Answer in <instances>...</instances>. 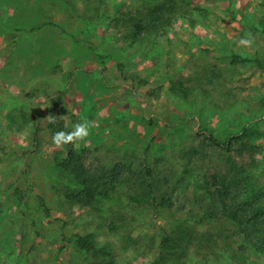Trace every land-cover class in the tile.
<instances>
[{
  "label": "rangeland",
  "instance_id": "obj_1",
  "mask_svg": "<svg viewBox=\"0 0 264 264\" xmlns=\"http://www.w3.org/2000/svg\"><path fill=\"white\" fill-rule=\"evenodd\" d=\"M75 1L79 17L60 0H0V264L93 262L73 240L60 246L76 233H91L101 259L111 253L121 264L151 262L165 233L183 249L230 235L218 192L252 160L256 193L247 196L264 203V0H187L210 10L194 28L177 24L143 45L107 15L164 0ZM43 21L58 26L12 42L15 24ZM246 33L250 48L239 44ZM172 81L203 92L185 100ZM48 116L71 131L91 121L78 149L106 165L149 167L151 203L130 201L124 181L97 209L67 204L78 186L56 163L66 146L54 149ZM231 133L238 139L226 146L210 137Z\"/></svg>",
  "mask_w": 264,
  "mask_h": 264
},
{
  "label": "trees",
  "instance_id": "obj_2",
  "mask_svg": "<svg viewBox=\"0 0 264 264\" xmlns=\"http://www.w3.org/2000/svg\"><path fill=\"white\" fill-rule=\"evenodd\" d=\"M60 1L70 7L73 16H80L75 0ZM209 10L203 2L164 0L144 10L129 9L116 15H107V19L114 22L117 29L125 32L130 44L143 45L153 38L166 35L177 24L188 23L189 27L194 28L197 20ZM46 25L58 26L53 21H43L32 26L15 24L11 33L12 42L17 43L21 34L35 33ZM72 39L79 41V38L74 35ZM201 88L197 85H185L175 81H172L170 86V90L175 95L185 100L203 92ZM48 128L51 135L60 130L71 131L62 120H57L55 124L49 122ZM210 137L215 144L223 146L231 143L233 139H238L237 133H231L225 141L214 136ZM34 140V144L39 147L43 139L35 135ZM65 146V154L60 157L56 156L55 160L58 167L70 175L78 186L76 191H71L66 195L65 201L70 206L78 205L97 209V203L108 199L124 181L130 184L128 195L130 201L138 204L151 203V169L149 167L136 170L124 161H117L108 166L100 156L92 155L91 149L87 147L76 149L72 144ZM257 166L258 162L252 160L250 169L238 170L239 177L230 180L225 190L218 192L222 201L223 215L221 217H225L231 224V227L227 228L230 235L227 234L223 239L214 235L206 239L199 237L195 247L186 245V249H183L179 241L175 242V239L165 233L159 245L155 247L153 260L143 264H251L254 256L264 255V203L257 199L251 200L247 196L248 193H256L255 188L250 187L253 183L255 184L254 168ZM234 170H237V167ZM232 187L235 188L232 189ZM46 213L48 214V210ZM67 240H73V245L77 250L92 254L95 260L88 264H121L111 253L101 259L91 233L62 236L60 246L63 247ZM173 257L177 258L174 263H172Z\"/></svg>",
  "mask_w": 264,
  "mask_h": 264
},
{
  "label": "clouds",
  "instance_id": "obj_3",
  "mask_svg": "<svg viewBox=\"0 0 264 264\" xmlns=\"http://www.w3.org/2000/svg\"><path fill=\"white\" fill-rule=\"evenodd\" d=\"M255 38L251 33H246L245 37L239 41V44L245 48L253 46ZM64 117V116H63ZM63 117H60L61 119ZM47 119L50 123H57V118L54 116H48ZM92 122L85 119L73 125V130L66 132L63 130L56 131L52 135V144L54 149L63 150L65 145L72 144L74 148L78 149L80 143L86 141L90 136Z\"/></svg>",
  "mask_w": 264,
  "mask_h": 264
}]
</instances>
